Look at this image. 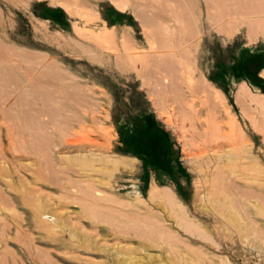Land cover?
<instances>
[{
  "label": "rangeland",
  "instance_id": "374dc122",
  "mask_svg": "<svg viewBox=\"0 0 264 264\" xmlns=\"http://www.w3.org/2000/svg\"><path fill=\"white\" fill-rule=\"evenodd\" d=\"M139 2L0 0V44L15 52L9 58L18 69V81L6 75L0 83L9 98L0 116V264H264V106L236 101L244 84L264 102V38L242 28L227 38L202 20L195 76L223 95L244 136L238 151L230 137L216 151L215 138L199 137L168 99L152 95L146 70L138 73L141 63L132 56L147 60L157 48ZM32 80L56 93L54 123L31 94ZM94 113L107 147L54 148L59 128L80 132L83 121L91 130ZM30 121L51 123L49 169L32 150L20 153L29 142L18 128ZM149 143L165 151L154 159L160 167L147 159ZM120 158L134 159L135 168L116 172L106 164ZM215 165L225 175L241 168L240 185L254 183L263 199L242 196L238 207L215 212L206 202ZM152 186L168 188L207 238L173 226L163 203L149 202ZM95 192L99 203L91 206L102 217L91 219L80 204L94 202ZM162 225L171 226L169 234Z\"/></svg>",
  "mask_w": 264,
  "mask_h": 264
},
{
  "label": "bare ground",
  "instance_id": "6f19581e",
  "mask_svg": "<svg viewBox=\"0 0 264 264\" xmlns=\"http://www.w3.org/2000/svg\"><path fill=\"white\" fill-rule=\"evenodd\" d=\"M113 3L114 7L121 12L126 8L123 6L124 4L116 3V1ZM139 3L142 11L145 12L143 13L149 19H152V36L155 38L157 48L152 50L153 54H150L151 56L147 60V56L144 54H139L135 57L133 55L132 58H135V62L141 63V68H139L141 70L138 73L146 70L147 79L153 83L152 95L157 99H168L179 116L178 118L182 122H188L187 124H189L191 129L199 130V134H197L199 137H206L207 135L214 137L213 148L216 151L224 149L229 139L228 137L232 138L230 140L236 149L242 146L244 136L227 112L228 107L223 95L202 75L199 77L195 76L194 52L199 45L200 26H203V18L207 26L218 33L224 34L227 38L234 35L240 28L245 29L247 36H252L254 39H257L258 36L264 38V0H142V3ZM160 14L164 16L165 20L161 19ZM14 53L10 47L0 44V83L3 82L2 78L6 75H10L14 80L18 81L17 77H15L18 69L16 65L10 62L9 58L10 54ZM28 84L33 89L31 94L38 99L44 108L42 114L47 116V118L49 117V122L51 120L54 123L55 118L59 115V110L53 108H57L54 103L56 93L50 91L47 85L39 81L32 80ZM182 85L185 86L183 87ZM187 89L189 90L187 91ZM3 90L4 85L0 84V92ZM189 91L196 96L191 95ZM187 93L189 94L187 95ZM236 95V101L241 108H248L250 103L264 106V102L259 101L256 98L257 96L252 95L244 84L238 87ZM195 97L198 100H195ZM8 99L7 96L4 97V95L0 94V106L2 107L0 108V116L3 119L6 117L5 107L8 108L6 104ZM9 104L11 105L12 103L9 101ZM202 110H204L203 113ZM222 112L226 115L224 118L220 115ZM93 115L95 116V113L92 114L90 121L91 130H86L83 126V121H77L80 132H73L71 131L73 130L72 128H70L71 130L66 129V127L59 128L60 140L58 145L53 143L54 148L59 146H66L67 148L68 146L78 148L107 147L108 140L106 138L108 134L98 127L100 124H98L97 119ZM29 124L32 125L18 128L20 129L21 137L23 135L27 136V141L29 142V145L20 146V153L27 154L28 150L26 148L32 150L34 154L41 157L45 168L49 169L52 166L49 160L51 159L50 146L52 142L47 125L51 123L46 122V124L36 125L35 122L30 121ZM91 134L94 135V138H89ZM98 137L103 140V143L97 141ZM202 144L204 143L202 142ZM134 161V159L120 158L118 161H106V164H109V167L116 172H131L135 168ZM238 164L237 162L236 166ZM213 168L211 173L213 179H210V190L206 202L210 200L215 204V212L218 210L221 213V211L228 209L229 206L232 208L238 207L239 201L237 198H242V196L255 202L257 199H263L258 194L256 187H254V183L249 188H244L240 185L239 176H241L240 172L242 171L240 167V169L234 170L229 175H225L218 165ZM49 172L52 173V171ZM96 193L91 195V200L94 202L80 204L84 215L91 219L102 217L96 211V206H91L94 203H99L100 194ZM148 199L149 202L160 201V205L163 203L161 207H164V210L167 211L169 219L173 220V226L177 229H182L185 235H193V239L194 236H196L195 238L198 237L197 239H205L206 236L199 228V223L196 224L194 220L184 214V207L168 188L152 186L150 191H148ZM170 227L162 225L161 230L169 234V231H171ZM138 232L135 233L138 234Z\"/></svg>",
  "mask_w": 264,
  "mask_h": 264
},
{
  "label": "trees",
  "instance_id": "16d2710c",
  "mask_svg": "<svg viewBox=\"0 0 264 264\" xmlns=\"http://www.w3.org/2000/svg\"><path fill=\"white\" fill-rule=\"evenodd\" d=\"M146 147L148 148V149H145V150H147L146 153H148L147 159H150L153 164H155L154 159L162 158V155L165 154V151L163 150V148L162 147L158 148V145L155 146V144H150L149 143L148 146H146ZM155 165H158V164H155ZM158 167H160V165H158Z\"/></svg>",
  "mask_w": 264,
  "mask_h": 264
}]
</instances>
